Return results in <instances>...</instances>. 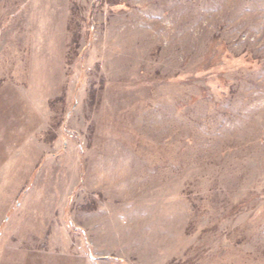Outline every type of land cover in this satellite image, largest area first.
<instances>
[{"label":"rangeland","instance_id":"1","mask_svg":"<svg viewBox=\"0 0 264 264\" xmlns=\"http://www.w3.org/2000/svg\"><path fill=\"white\" fill-rule=\"evenodd\" d=\"M0 264H264V0H0Z\"/></svg>","mask_w":264,"mask_h":264}]
</instances>
